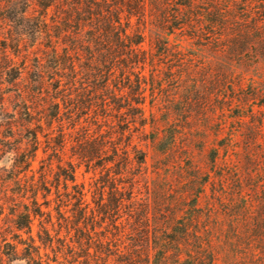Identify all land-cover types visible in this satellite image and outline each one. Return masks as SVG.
<instances>
[{
    "label": "trees",
    "instance_id": "trees-1",
    "mask_svg": "<svg viewBox=\"0 0 264 264\" xmlns=\"http://www.w3.org/2000/svg\"><path fill=\"white\" fill-rule=\"evenodd\" d=\"M260 66L264 0H0V264H264Z\"/></svg>",
    "mask_w": 264,
    "mask_h": 264
},
{
    "label": "rangeland",
    "instance_id": "rangeland-1",
    "mask_svg": "<svg viewBox=\"0 0 264 264\" xmlns=\"http://www.w3.org/2000/svg\"><path fill=\"white\" fill-rule=\"evenodd\" d=\"M245 70V69H244ZM242 70V71H244ZM247 78H251L253 77L255 79V81H257V87L259 88V90H261L264 93V66H260V68L258 67V69L256 70H251V71H246L245 72ZM256 110L261 111L264 114V107L261 108H257ZM261 115V114H260ZM236 128H238L237 124H233L230 123L228 128H227V133L234 131ZM241 128V132L243 133H238V135L236 136V141L240 142V147H239V159H241V163L244 165V171L249 168V163L247 164V160H246V156L245 153L242 149L243 146V140H246L247 138H249V134L247 131V124H243ZM243 134V135H242ZM227 135V134H226ZM259 139L261 140V142H264V127H263V131L259 136ZM11 159H12V155H7L3 158L2 161H0V166H7L10 167L11 165ZM37 166V165H36ZM78 180L79 182H82L84 180H86L87 182H90V175H86L85 177L82 175V169L78 172ZM56 221V219H55ZM37 230V228H36ZM13 264H26L24 261H16Z\"/></svg>",
    "mask_w": 264,
    "mask_h": 264
}]
</instances>
